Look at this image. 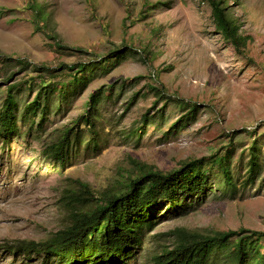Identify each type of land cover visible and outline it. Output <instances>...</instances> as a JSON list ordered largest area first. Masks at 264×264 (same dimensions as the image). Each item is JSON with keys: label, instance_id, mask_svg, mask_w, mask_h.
Instances as JSON below:
<instances>
[{"label": "rangeland", "instance_id": "374dc122", "mask_svg": "<svg viewBox=\"0 0 264 264\" xmlns=\"http://www.w3.org/2000/svg\"><path fill=\"white\" fill-rule=\"evenodd\" d=\"M228 6L241 52L205 0H0V111L9 84L20 106L17 132L0 137V264H40L18 244L44 241L92 207L72 202L77 182L100 197L142 172L215 155L228 156L231 182L212 163L193 207L162 204L128 264H153L185 232L264 234V0ZM42 81L56 88L44 120H23ZM69 129L61 165L46 148Z\"/></svg>", "mask_w": 264, "mask_h": 264}, {"label": "trees", "instance_id": "16d2710c", "mask_svg": "<svg viewBox=\"0 0 264 264\" xmlns=\"http://www.w3.org/2000/svg\"><path fill=\"white\" fill-rule=\"evenodd\" d=\"M205 1L211 7L215 29L231 42L237 52H241L243 37L238 32L236 18L228 12L229 0ZM35 14L42 17L37 8ZM113 53L110 57L117 56L116 52ZM81 66L70 67V70L77 73ZM15 89L13 84L7 85L1 105L0 137L4 142L10 141L18 130L20 106ZM55 91L53 84L42 81L35 97L25 104L22 119L42 117V122L50 94ZM89 101L90 106H94L98 101L97 95L93 94ZM71 135L72 130L69 129L58 142L46 148L50 158L61 165L66 160ZM227 158L215 155L210 158V164L205 158L194 159L170 172L148 170L130 177L120 190L100 197H95L87 184L77 182L79 187L70 196L72 202L86 204L92 201V207L85 212L75 211L69 225L48 239L22 241L17 249L27 260L38 258L40 264H128L141 247L144 232L150 231L157 222L162 204L175 209V213L193 207L195 198L205 191L212 163H219L228 182H231L230 171L225 165ZM251 169L249 183H253L254 172ZM244 233L245 230L211 235L185 232L172 248L162 249L152 261L153 264H215L221 262L222 256H229L226 264H252L255 258L259 264H264V250L260 252L264 247L260 237L264 234L253 232L244 236ZM255 235H258L256 239Z\"/></svg>", "mask_w": 264, "mask_h": 264}]
</instances>
